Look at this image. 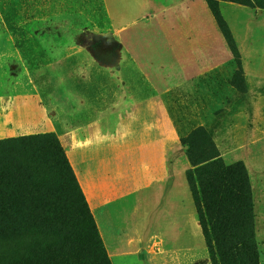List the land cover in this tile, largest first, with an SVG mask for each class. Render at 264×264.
Wrapping results in <instances>:
<instances>
[{
	"label": "rangeland",
	"instance_id": "rangeland-1",
	"mask_svg": "<svg viewBox=\"0 0 264 264\" xmlns=\"http://www.w3.org/2000/svg\"><path fill=\"white\" fill-rule=\"evenodd\" d=\"M138 1L0 0V139L51 135L69 164V124L83 121V111L97 93L115 91L118 33L125 29L124 33L156 37L158 24L142 16L152 8L147 1ZM205 4L183 30L188 35L194 32L187 39L189 47L200 51L203 43L212 47L217 63L190 91L178 86L164 93L163 99L184 142L188 144L190 135L202 129L222 162H242L249 181L251 176L255 183L256 176L264 174V9L219 1L225 36ZM172 23L184 24L176 18ZM146 42L149 38L141 46ZM129 58L123 54L120 61ZM121 72L124 79L136 80L147 89L141 72ZM196 94L200 99H194ZM75 109L81 111L79 117ZM194 146L200 153L206 142ZM251 199L256 252L264 264V234L257 233L256 218L262 200L253 195L252 187ZM60 215L50 213L45 222L39 217L24 226L15 223L13 228H3L0 264H108L90 243L92 237L73 230L74 212L63 210ZM33 227L41 232L51 229L59 241L43 245L36 231L29 230ZM12 248L16 257L11 261L6 257Z\"/></svg>",
	"mask_w": 264,
	"mask_h": 264
},
{
	"label": "crops",
	"instance_id": "crops-1",
	"mask_svg": "<svg viewBox=\"0 0 264 264\" xmlns=\"http://www.w3.org/2000/svg\"><path fill=\"white\" fill-rule=\"evenodd\" d=\"M145 1L152 11L142 16L158 24L156 37L118 33L115 91L97 93L83 121L69 124L67 158L111 264H211L187 181V146L163 99L178 86L190 91L217 63L212 47H189L194 32L183 30L205 1ZM173 18L184 24L170 25ZM123 54L131 60L120 61ZM124 69L141 72L147 89L124 79ZM251 187L263 202L256 218L264 234L263 173Z\"/></svg>",
	"mask_w": 264,
	"mask_h": 264
},
{
	"label": "trees",
	"instance_id": "trees-1",
	"mask_svg": "<svg viewBox=\"0 0 264 264\" xmlns=\"http://www.w3.org/2000/svg\"><path fill=\"white\" fill-rule=\"evenodd\" d=\"M205 1L222 31L219 1L264 9V0ZM188 142L181 139L189 152L187 181L211 264H261L255 246L251 186L245 166L240 161L224 164L210 135L202 129L195 130ZM198 142H206V146L198 149L200 153L193 148ZM73 191L76 196L72 195ZM29 210L32 212L26 213ZM63 210L74 212L73 230L92 237L93 248L111 264L58 141L51 135L0 139V231L13 228L15 223L24 226L39 217L45 222L50 213L59 217ZM29 230L36 231L43 245L59 241L56 232L49 228L43 232L34 227ZM4 237L0 234V240ZM15 257L12 248L6 258L12 261Z\"/></svg>",
	"mask_w": 264,
	"mask_h": 264
}]
</instances>
